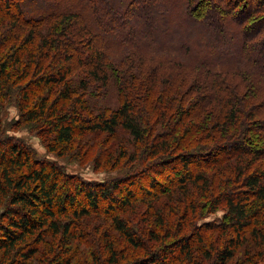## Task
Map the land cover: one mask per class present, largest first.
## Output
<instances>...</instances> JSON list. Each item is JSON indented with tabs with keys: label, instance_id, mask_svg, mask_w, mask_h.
I'll return each mask as SVG.
<instances>
[{
	"label": "trees",
	"instance_id": "16d2710c",
	"mask_svg": "<svg viewBox=\"0 0 264 264\" xmlns=\"http://www.w3.org/2000/svg\"><path fill=\"white\" fill-rule=\"evenodd\" d=\"M9 101L53 151L82 158L95 140L96 165L121 166L88 181L0 127V264L64 263L75 240L96 239V216L116 231L95 241L104 258L87 253L100 264L191 261L207 251L202 229L165 242L141 218L178 232L222 206L208 264L264 262V0H0Z\"/></svg>",
	"mask_w": 264,
	"mask_h": 264
},
{
	"label": "rangeland",
	"instance_id": "374dc122",
	"mask_svg": "<svg viewBox=\"0 0 264 264\" xmlns=\"http://www.w3.org/2000/svg\"><path fill=\"white\" fill-rule=\"evenodd\" d=\"M209 8H211L210 3H206L204 6V11L210 10ZM106 91L107 93L105 94V97H103L102 101H104L105 103H109L111 105L117 102L116 101L117 90L113 83L110 84V86ZM0 120H1L0 127H2L3 130L5 131L3 135L14 136L24 139L28 144L31 145V147L33 148V150L37 155V158L42 159L43 161L46 162L47 161L57 162L59 165L63 166L66 172L70 174H77L78 176H81L85 180L102 182L105 178L116 174L118 172V169L120 168L119 165L121 166V163L119 165H116L115 163H113L114 160L111 159L109 163L107 164L103 163L100 167H98L96 165L97 162H95V159L99 156L100 147L99 145H96L95 140L89 141L87 144L81 145L82 150H88V152H84V153L82 151L83 155L85 154L82 158L69 157L68 155H60L58 151H53L48 147L45 139L42 136H40L37 133V131L30 129L25 123L20 125L17 124L18 121H20V112L18 106L14 102L11 101H9L8 103L4 102V104L0 108ZM107 144L108 142L107 143L105 142L102 146H106ZM101 158L99 162H101L102 160ZM152 176H154V173L152 174ZM163 182L165 181L163 180ZM197 200H201V198H198ZM102 204L105 205L104 203ZM169 205L171 207H169ZM173 207L174 205L172 204V202H169L166 208V213L172 214ZM144 208L145 206L143 205L140 209L142 210ZM151 209L152 208H150V210ZM224 211L225 209L222 206L218 210L211 212L203 217H197L193 219L191 218L192 220L190 219L187 221H185V219H182L181 224H179L181 230H179L178 232H175L173 230L175 226H173L172 228L166 227L163 222L164 218L161 216H159V218L157 219L156 216L149 218L148 215L147 216L145 215L144 219L141 218V220L142 223L145 225V228H149L150 226H152L155 229V232L164 236L165 242H173L176 236L177 237L182 236L183 233L190 232L191 229H194L195 226L196 227L198 226L199 230L202 229L200 230V232L206 234V240H205L206 244L204 246V248L207 250L206 253L203 251L198 253L197 255V253L194 252L193 260L190 261V260H183L184 257L182 256L184 255L180 254L179 251H174L173 255L175 257H182V258L176 261H172L170 264H196L193 263L194 260L196 259V256H197L196 259L197 264H208L209 259L206 258L205 256L206 255L208 256V254L214 255L216 249L223 245L225 239L224 236L219 232V230L215 229V227L219 224V221L221 220ZM159 213L162 214L161 211ZM123 214H124L123 216L128 214L131 215L133 218H135L132 212L125 211ZM92 220H96L99 225L97 231L91 230L92 231L91 234H94L96 239L92 241L90 244L77 242L75 240V242L73 243L74 250H72L71 252L72 254L71 253L66 254L64 256L66 260L62 264H74V262H76V260L78 259L81 260L83 259L87 264H100L94 261L93 259H91L87 253L93 251L99 256V258H104V250L94 249L96 247L95 241L97 239L101 241L100 234L105 227H110V221L107 222V217H105L102 221H100L98 219V216L92 218ZM166 220L167 219H165V221ZM171 220H173L172 222L173 224H175L177 218L171 216ZM207 222H210L209 226H213V229L210 230L205 229L203 224ZM200 226H202V228H200ZM147 231L148 230L146 229L145 232L146 235H147ZM115 233L116 231L111 228L110 235L112 236ZM157 246L158 244L156 245V247ZM43 249H45V246L41 250ZM47 249L48 248H46V250ZM83 250L87 252L84 253ZM142 253L143 252L140 250H134L132 256L136 255L135 258H139ZM41 254L42 253H38L36 255L37 260L39 261V264H46L45 261L41 260V257H45L47 255L46 252L42 255ZM238 256L236 258H232L228 264H248L243 260L240 259L237 260V258H239ZM256 261L258 262V264H264V262L260 261L258 258L256 259ZM28 264H30V261Z\"/></svg>",
	"mask_w": 264,
	"mask_h": 264
}]
</instances>
